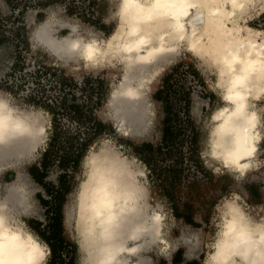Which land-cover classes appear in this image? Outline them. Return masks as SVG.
Listing matches in <instances>:
<instances>
[{
	"label": "rangeland",
	"instance_id": "374dc122",
	"mask_svg": "<svg viewBox=\"0 0 264 264\" xmlns=\"http://www.w3.org/2000/svg\"><path fill=\"white\" fill-rule=\"evenodd\" d=\"M263 12L264 4L258 5L240 21L262 32L264 29L259 26L264 24V19H260ZM114 13L111 0H0V94L20 113L39 114L45 129L43 138L31 148L33 151L24 152V163L16 168V174L6 173L4 179L10 183L0 185V194L7 193L21 170L26 191L22 193V203H26L28 210L24 211L37 217L29 221L37 232V223L39 229L46 230L49 218L58 214L61 183L68 186L60 210L65 243L55 254L51 252L48 264H70L69 258L78 264L80 251L72 216L76 192L86 174L85 157L105 151L106 145L111 146L144 172L141 178L150 208L161 214V236L167 245L158 251L150 247L144 252L150 260L148 264H201L219 227V208L230 197L237 198L252 215L264 214L261 211L264 209V131L257 159L241 175L236 176L209 159L205 140L211 126L210 115L222 100L215 85L214 68L208 64L207 41L203 51H177L152 74L144 91L148 105L145 102L147 118L140 127L142 130L138 128L129 134L117 130L108 98L112 86L120 80L119 63L111 60L95 65L57 62L34 37L35 30L50 20L54 23L51 22L54 36H66L73 28L83 36L93 30L106 39L117 26ZM255 39L260 42L263 38L256 36ZM162 87L163 101L172 108V135L162 154L151 155L156 175L134 147L144 141L155 146L162 141L165 112L163 102L155 97L156 90ZM73 100L74 104L82 105L80 110L70 107ZM185 102L189 107V122L182 113ZM256 105L264 125V96ZM95 122L103 125L99 132ZM82 142L84 155L75 167L72 160L80 152ZM46 149L49 167L44 178L47 185L43 187L32 178L29 167L40 165ZM63 165L66 172L62 170ZM40 196L47 200V207L41 204ZM46 208L51 212L48 216L44 212ZM175 212L187 214L198 225L187 223ZM41 219L46 226H42Z\"/></svg>",
	"mask_w": 264,
	"mask_h": 264
},
{
	"label": "bare ground",
	"instance_id": "6f19581e",
	"mask_svg": "<svg viewBox=\"0 0 264 264\" xmlns=\"http://www.w3.org/2000/svg\"><path fill=\"white\" fill-rule=\"evenodd\" d=\"M111 1L117 26L106 39L93 30L86 31L83 36L73 28L68 35L57 37L52 33L53 22L47 20L35 30V40L42 43L57 62L95 65L111 60L119 63L120 80L112 86L108 101L117 130L125 134L137 132L147 118L144 91L157 68L165 65L177 51H203L207 41L208 64L214 68L215 85L222 100L210 115L211 126L205 140L207 155L236 176L250 168L257 159L264 131L262 114L256 105L264 96V31L240 20L256 6H262L264 0ZM256 36L262 37V41H257ZM73 43L80 47L73 48ZM85 54L89 55L88 59L83 58ZM0 98L10 104L1 94ZM16 114L14 126L0 124V140L3 141L0 142V163L33 151L31 148L45 132L39 114L26 115L17 109ZM229 137L232 147L226 146ZM250 149H255L252 155H249ZM104 150L89 158L98 156L113 161L126 180L115 182L113 188L101 189L86 167L85 177L76 192L72 216L79 251L82 227L88 226L93 232L99 228L112 239V247L120 249L117 253L119 264H148L150 260L145 258L144 252L150 247L158 251L167 245L161 236V214L150 208L141 178L144 172L111 146L106 145ZM24 179L22 171L18 170L16 180L3 196V204H10L12 208L0 205V211L10 212L17 206L27 210L26 203H22L26 193ZM128 186L135 188L139 196L123 195ZM157 215L160 218L154 219ZM253 216L259 218L261 215ZM210 247L201 264H207L212 256L222 255L219 249L213 251L216 234Z\"/></svg>",
	"mask_w": 264,
	"mask_h": 264
},
{
	"label": "clouds",
	"instance_id": "9594fccd",
	"mask_svg": "<svg viewBox=\"0 0 264 264\" xmlns=\"http://www.w3.org/2000/svg\"><path fill=\"white\" fill-rule=\"evenodd\" d=\"M122 3H133L135 0H121ZM73 48L80 47L73 43ZM84 59L89 55L85 54ZM11 96V93L7 94ZM17 119L16 109L5 99L0 98V124H15ZM0 142H3L0 140ZM232 147V138L227 141ZM255 149H250L252 155ZM24 163L23 156H18L12 161L0 163V185L10 183L4 179L8 171L16 174V168ZM11 165V166H10ZM248 167V165H243ZM85 167L89 174L95 178L101 189L105 186L115 187V182L124 183L117 165L104 157H85ZM23 191V189H21ZM91 195V193H90ZM123 195L133 198L139 192L128 186ZM150 196V193H149ZM0 205L11 209L10 204H3V194H0ZM264 212V209H261ZM219 227L216 233V248L222 255L218 258L212 256L207 264H264V215L254 217L246 211L235 197H230L219 208ZM37 217L17 206L8 211H0V264H48L51 257L50 246L39 233L31 228L29 221ZM157 215L154 219H159ZM46 226L44 220H40ZM80 258L78 264H119L117 261L118 248L112 247V239L99 228L94 232L84 226L80 233Z\"/></svg>",
	"mask_w": 264,
	"mask_h": 264
},
{
	"label": "trees",
	"instance_id": "16d2710c",
	"mask_svg": "<svg viewBox=\"0 0 264 264\" xmlns=\"http://www.w3.org/2000/svg\"><path fill=\"white\" fill-rule=\"evenodd\" d=\"M13 3V2H11ZM260 19H264V12L261 14L260 16ZM251 26H254V27H257V25H251ZM261 29H264V24L259 26ZM168 80V76L165 77V82ZM164 87L156 90L155 92V97L162 101L163 102V110L165 112V116L163 118V135H162V141L160 144H157L156 146L153 145L151 142H148V141H144L142 142L139 146H135L134 147V150L137 154L139 155H143V158L145 159V163L148 164L149 166L152 165L151 161V155H153L154 153L156 154H159V153H163L164 149H165V145L168 144L169 142V139L172 135V112H171V107L169 106L168 102H164L163 101V94H164ZM75 100V99H74ZM73 102L70 104V107H73L74 110H80V108H82V105H77V104H74L75 102ZM184 117L188 120V122L190 121L189 120V107H188V103L185 102L184 104V107H183V111H182ZM96 121V120H95ZM102 124L101 122H95V128L97 129V131L99 132L100 130H102ZM190 126V125H189ZM191 128V126H190ZM80 152L78 151L76 155H74V159L72 160V163L74 164V166L76 167L77 164L79 163L80 159L82 158V156L84 155V148H85V143L82 142L80 143ZM48 154H49V150H44L43 152V157H42V160L40 162V165H37V164H32L30 167H29V173L31 174L32 178L37 182L39 183L41 186H45L47 185L46 182H44V178L46 176V170L47 168L49 167V163L47 162L48 161ZM65 155L67 157H69V153L65 152ZM62 159L59 158V162L61 161ZM65 160V159H64ZM152 168V166H151ZM62 170L64 172L67 171V168H66V165H63L62 167ZM152 173L154 174H158L157 173V170H155L154 168L151 169ZM172 174H174L172 172ZM61 178V177H60ZM69 191V187L68 186H63V184L61 183V186H60V189H59V204H57V210H58V214H53V216H51L49 218V223H48V226H47V229L45 230H41L39 229L38 227L40 226L38 223L36 225L37 226V233H39V235L47 242V244L50 246V249H51V252L53 254L56 253L57 251V248L60 247V245L62 246V244H64V238L62 236V216H61V205L64 201V194L66 192ZM40 201H41V204L44 205L45 207H47V200L44 199L42 196H40ZM176 211V210H175ZM45 215L48 216L49 212L47 210V208L45 209ZM52 215V214H51ZM175 215L177 217H183L184 220L191 224V225H194V226H197L198 224L195 223L187 214H176L175 212ZM35 220H32L31 223H35L34 222ZM69 263L70 264H73V260L72 258H69Z\"/></svg>",
	"mask_w": 264,
	"mask_h": 264
}]
</instances>
